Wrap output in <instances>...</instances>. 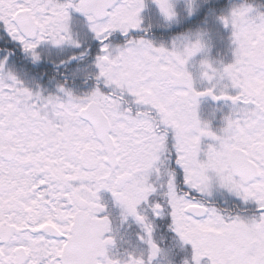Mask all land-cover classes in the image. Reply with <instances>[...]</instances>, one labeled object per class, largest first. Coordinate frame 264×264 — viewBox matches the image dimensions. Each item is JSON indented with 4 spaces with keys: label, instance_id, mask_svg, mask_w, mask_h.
I'll use <instances>...</instances> for the list:
<instances>
[{
    "label": "snow or ice",
    "instance_id": "obj_1",
    "mask_svg": "<svg viewBox=\"0 0 264 264\" xmlns=\"http://www.w3.org/2000/svg\"><path fill=\"white\" fill-rule=\"evenodd\" d=\"M0 264H264V0H0Z\"/></svg>",
    "mask_w": 264,
    "mask_h": 264
}]
</instances>
